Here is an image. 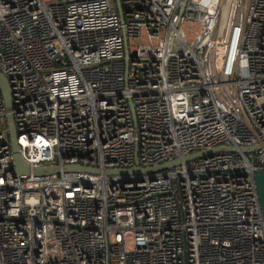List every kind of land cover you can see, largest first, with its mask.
I'll use <instances>...</instances> for the list:
<instances>
[{
  "label": "built area",
  "instance_id": "1",
  "mask_svg": "<svg viewBox=\"0 0 264 264\" xmlns=\"http://www.w3.org/2000/svg\"><path fill=\"white\" fill-rule=\"evenodd\" d=\"M0 71V264H264V0H0Z\"/></svg>",
  "mask_w": 264,
  "mask_h": 264
},
{
  "label": "water",
  "instance_id": "2",
  "mask_svg": "<svg viewBox=\"0 0 264 264\" xmlns=\"http://www.w3.org/2000/svg\"><path fill=\"white\" fill-rule=\"evenodd\" d=\"M0 87L2 89L3 96L5 98L6 106L9 109L12 108L10 87H9L6 76L1 71H0ZM7 121H8V130H9L12 150L14 154V161H15L14 168L12 169L13 175L30 174L31 172H33L36 175H46V174L58 173L61 170L64 172H71V171L98 172V170L96 169H92L90 167H86V166L79 165V164L78 165H65L62 168L58 166H39V167L31 168V166L23 159L20 153L19 144H18V133L16 130V125H15L14 117L12 114L8 115ZM258 148L259 146L255 145V146H243L240 149L244 152H251V151H255ZM237 149L238 148L234 145L215 146L210 149H205V150L198 151L196 153L187 155L183 160L178 158V159H174L172 161L165 162V163H162L156 166H151V167L137 166L131 169H107L106 173L109 175L119 176L124 180L126 179L128 180L131 176H140L144 173L151 174L159 170H164L167 168L175 167L183 163V161L186 162L196 157L207 156L212 153L220 152V151H236ZM255 161H256V158H254V162ZM254 178L256 181L262 214L264 218V173L256 172L254 175Z\"/></svg>",
  "mask_w": 264,
  "mask_h": 264
},
{
  "label": "rangeland",
  "instance_id": "3",
  "mask_svg": "<svg viewBox=\"0 0 264 264\" xmlns=\"http://www.w3.org/2000/svg\"><path fill=\"white\" fill-rule=\"evenodd\" d=\"M225 1H226L227 3L230 2V0H225ZM228 12H229V6L226 5L225 8H224V18H223V23H224L225 20H226V17H227Z\"/></svg>",
  "mask_w": 264,
  "mask_h": 264
}]
</instances>
